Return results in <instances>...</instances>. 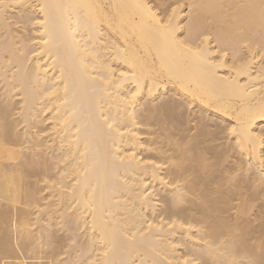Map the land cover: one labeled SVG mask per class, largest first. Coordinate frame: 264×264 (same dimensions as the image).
<instances>
[{"label":"bare ground","instance_id":"obj_1","mask_svg":"<svg viewBox=\"0 0 264 264\" xmlns=\"http://www.w3.org/2000/svg\"><path fill=\"white\" fill-rule=\"evenodd\" d=\"M62 254L264 264V0H0V264Z\"/></svg>","mask_w":264,"mask_h":264},{"label":"rangeland","instance_id":"obj_2","mask_svg":"<svg viewBox=\"0 0 264 264\" xmlns=\"http://www.w3.org/2000/svg\"><path fill=\"white\" fill-rule=\"evenodd\" d=\"M34 217H35V215L32 216L31 218L34 219ZM34 228H35V227H33V229H34ZM61 233H62V232H61ZM61 233H58V234L62 235ZM61 256H63V259H62V257L57 256L58 261H60V260L62 259L58 264H61V263H62V264H65V263H66V264H67V263L69 264V262H70V264H74V263H75V262H73V259L70 258L69 255H68V257L70 258V260H67V259H69V258H67L66 260L64 259V258L67 257V255H65V256H66V257H65L64 254H62ZM59 258H61V259H59ZM53 259H54V258H53ZM63 260H64V261H63ZM49 261L52 262V259H50ZM54 264H55V263H54ZM76 264H79V263H76Z\"/></svg>","mask_w":264,"mask_h":264}]
</instances>
